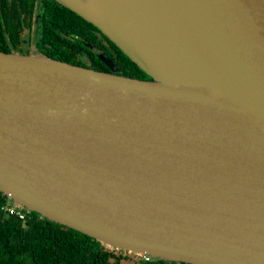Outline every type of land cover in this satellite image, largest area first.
I'll return each mask as SVG.
<instances>
[{
	"label": "water",
	"instance_id": "water-1",
	"mask_svg": "<svg viewBox=\"0 0 264 264\" xmlns=\"http://www.w3.org/2000/svg\"><path fill=\"white\" fill-rule=\"evenodd\" d=\"M150 79L0 51V193L111 249L264 264V0H56Z\"/></svg>",
	"mask_w": 264,
	"mask_h": 264
},
{
	"label": "flooded vegetation",
	"instance_id": "flooded-vegetation-1",
	"mask_svg": "<svg viewBox=\"0 0 264 264\" xmlns=\"http://www.w3.org/2000/svg\"><path fill=\"white\" fill-rule=\"evenodd\" d=\"M78 16L56 0H0V50L65 56L71 64L150 79L98 28Z\"/></svg>",
	"mask_w": 264,
	"mask_h": 264
},
{
	"label": "trees",
	"instance_id": "trees-1",
	"mask_svg": "<svg viewBox=\"0 0 264 264\" xmlns=\"http://www.w3.org/2000/svg\"><path fill=\"white\" fill-rule=\"evenodd\" d=\"M50 58L71 62L65 56ZM73 65L85 67L82 63ZM123 75L139 78L130 73ZM5 201L0 193V264H119V256L113 249L81 232L50 221L36 212H25L24 220L9 215L4 210ZM141 264L186 263L143 260Z\"/></svg>",
	"mask_w": 264,
	"mask_h": 264
},
{
	"label": "rangeland",
	"instance_id": "rangeland-1",
	"mask_svg": "<svg viewBox=\"0 0 264 264\" xmlns=\"http://www.w3.org/2000/svg\"><path fill=\"white\" fill-rule=\"evenodd\" d=\"M114 253L119 256V264H141L144 260L142 256L136 254H130L125 252H120V250L113 249Z\"/></svg>",
	"mask_w": 264,
	"mask_h": 264
},
{
	"label": "built area",
	"instance_id": "built-area-1",
	"mask_svg": "<svg viewBox=\"0 0 264 264\" xmlns=\"http://www.w3.org/2000/svg\"><path fill=\"white\" fill-rule=\"evenodd\" d=\"M4 210L9 215L16 216L20 220H24L25 219V216H26L25 212H27L24 209H21V208L17 207L16 205H7V204H6L5 208H4ZM144 260H146V259H144Z\"/></svg>",
	"mask_w": 264,
	"mask_h": 264
}]
</instances>
